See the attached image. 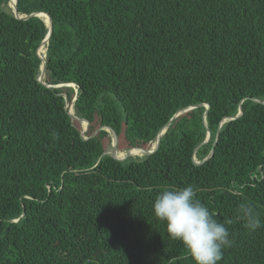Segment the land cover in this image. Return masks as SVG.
Wrapping results in <instances>:
<instances>
[{
	"label": "trees",
	"instance_id": "obj_1",
	"mask_svg": "<svg viewBox=\"0 0 264 264\" xmlns=\"http://www.w3.org/2000/svg\"><path fill=\"white\" fill-rule=\"evenodd\" d=\"M16 8L47 13L54 26L47 87L36 55L47 24L15 18L0 0V264H194L154 215L166 187L193 186L220 222L251 204L264 225V0H16ZM60 95L76 98L86 140ZM201 104L206 125L204 106L180 115L153 155L116 161L105 154L111 133L94 135L109 126L120 150L151 148L178 111ZM227 227L233 246L219 264H264V226Z\"/></svg>",
	"mask_w": 264,
	"mask_h": 264
},
{
	"label": "clouds",
	"instance_id": "obj_2",
	"mask_svg": "<svg viewBox=\"0 0 264 264\" xmlns=\"http://www.w3.org/2000/svg\"><path fill=\"white\" fill-rule=\"evenodd\" d=\"M155 217L164 222L170 239L180 241L194 264H219L224 250L233 246L228 225L243 222L250 232L262 226L259 213L253 205L240 204L234 219L218 221L209 208L197 198L191 185L166 187L155 198Z\"/></svg>",
	"mask_w": 264,
	"mask_h": 264
},
{
	"label": "water",
	"instance_id": "obj_3",
	"mask_svg": "<svg viewBox=\"0 0 264 264\" xmlns=\"http://www.w3.org/2000/svg\"><path fill=\"white\" fill-rule=\"evenodd\" d=\"M7 3H8L9 11L12 13V15H13L15 18H17V19H19V20L28 21V20H30V19H32V18H35V17H38V18L42 19L41 15H45V16H47V18H48V22H45V23L47 24L48 32H47V34H46L44 40L41 42V44H40L39 47L37 48V50H36V55H37V57L39 58V60L41 61V71H40V75H41V76L39 77L38 80H39V82H40L41 84H43V85L49 87L48 85H46V84L44 83V77H45V57H44V59H42L41 56H40V54H39V51H40V49L43 47V45L46 46V50H47V45H48L49 40H50V37L52 36V33H53V26H54L53 20H52V18H51V16H50L49 14L44 13V12L32 13V14H30V15H28V16H22V15H20V14L17 12V8H16V0H14V6H13V7H12V2H11V0H7ZM13 9H14V10H13ZM42 20H43V19H42ZM45 56H46V53H45ZM62 86H67V85H59L58 87H62ZM60 97H63V98L65 99V110H66L68 116L70 117L71 121H72V122H77V123H80V124H82V123H85V124H86L85 129H83V131H82V136H83V138L86 140V138L84 137V134H85V132L88 131V128H89V122L86 121V120H84V119H79V118H77V117L74 116L73 113H72V112H73V104H74V102L76 101V98H74L73 101H72V103L70 104L69 99L66 97V95H60ZM259 102H260V101H259ZM68 104L70 105L69 107H68ZM263 104H264V103H263ZM198 106H204V107L206 108V112L204 113V116H203V123H204V125H206L205 117H206L207 111L209 110V105H208V104H201V105H197V106L187 107V108L181 109V110L178 111V112H177V113H176V114H175V115H174V116H173V117H172V118H171V119L165 124V126H163V128L159 131V133H158V135H157V137H156V141H155L154 145H153L151 148L140 147V146H139V147H137V146H136V147H132V148H130V149L125 153V155H124L123 157H118V154L120 153V149H119V137H118L117 132H116L113 128H111V127H109V126H102V127L98 128V129L96 130V132L94 133V135H95L97 132L102 131V130H104V131H106V132H108V133H111V135H112V139H113V143H112L111 148H109L107 151H105V154L110 155V156H111L114 160H116V161L124 162V161H126V160L132 158V157L134 156L133 153L131 152L132 149H139V150H142V151L144 152L143 155H153V154H155V153L158 151V149H159V147H160V143H161V137H162V135L165 133V131L167 130V128H168V127L174 122V120H175L176 118H178L180 115H182V114H184V113H186V112H188V111H190V110H192V109H194V108H196V107H198ZM242 114H243V109L240 107V108H239V112H238V114H237L235 117H233V118H228V119H237V118H239L240 116H242ZM223 122H224V121H223ZM216 138H217V137H216ZM209 139H210V134H209V132H208V133H207V136H206V139H205V141H204V144L207 143V142L209 141ZM215 143H216V140H215V142H214V144H213V148H214ZM213 148H212L211 152L208 154V156H207V157H206L201 163H198V162L194 159L195 164H196V165H200V164L204 163L205 161H207L208 159H210V158L212 157V155H213Z\"/></svg>",
	"mask_w": 264,
	"mask_h": 264
},
{
	"label": "bare ground",
	"instance_id": "obj_4",
	"mask_svg": "<svg viewBox=\"0 0 264 264\" xmlns=\"http://www.w3.org/2000/svg\"><path fill=\"white\" fill-rule=\"evenodd\" d=\"M11 2H12V4L14 3V0L12 1L11 0ZM41 17H42V19L45 21V22H48V18H47V16H45V15H41ZM45 53H46V46L45 45H43V47H42V54H41V49H40V51H39V54H40V56H41V58L42 59H44V57H45ZM41 76V75H40ZM69 86H73V85H69ZM70 105L68 104V107H69ZM73 113V112H72ZM85 127H86V124L85 123H82L81 124V128H82V130L83 129H85ZM134 150H139V149H132V151L131 152H133L136 156H143V154H144V152L142 151V150H140V151H142L143 152V154H140V153H137V152H135ZM120 152H121V150H120ZM125 154L122 152L121 154H118V157H122V156H124Z\"/></svg>",
	"mask_w": 264,
	"mask_h": 264
},
{
	"label": "rangeland",
	"instance_id": "obj_5",
	"mask_svg": "<svg viewBox=\"0 0 264 264\" xmlns=\"http://www.w3.org/2000/svg\"><path fill=\"white\" fill-rule=\"evenodd\" d=\"M83 131V130H82ZM119 144H120V141H119ZM124 144V143H123ZM120 148V146H119ZM127 148H126V145H123L122 149H121V152H123L124 154L127 152Z\"/></svg>",
	"mask_w": 264,
	"mask_h": 264
}]
</instances>
